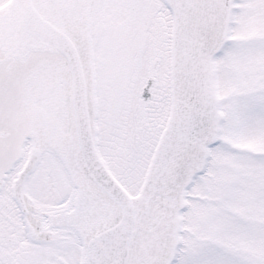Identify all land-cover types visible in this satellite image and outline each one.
I'll use <instances>...</instances> for the list:
<instances>
[{"label": "snow or ice", "instance_id": "obj_1", "mask_svg": "<svg viewBox=\"0 0 264 264\" xmlns=\"http://www.w3.org/2000/svg\"><path fill=\"white\" fill-rule=\"evenodd\" d=\"M0 264H264V0H0Z\"/></svg>", "mask_w": 264, "mask_h": 264}]
</instances>
